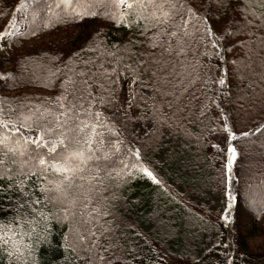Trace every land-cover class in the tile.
Segmentation results:
<instances>
[{"label":"snow or ice","instance_id":"1","mask_svg":"<svg viewBox=\"0 0 264 264\" xmlns=\"http://www.w3.org/2000/svg\"><path fill=\"white\" fill-rule=\"evenodd\" d=\"M54 7L59 11L47 5L57 26L99 24L76 47L65 36L62 55L38 65L47 72L40 81L46 94L0 100V247L9 264H39L37 246H51L53 224L66 229L57 245L69 257L63 264L71 257L126 264L118 242L123 220L116 216L121 186L133 169L161 184L142 149L181 121L223 135V148L211 146L225 156V203L217 218L229 221L238 200L231 188L241 154L235 142L264 138V112L254 117L245 108L251 122L237 127L240 112L225 107L226 100H247L232 98L229 66L242 80L246 59L264 50V0H55ZM14 23L6 20L0 41L13 35ZM104 28L122 34L108 42ZM129 156L134 162L125 163ZM197 255L189 264L208 259Z\"/></svg>","mask_w":264,"mask_h":264},{"label":"trees","instance_id":"2","mask_svg":"<svg viewBox=\"0 0 264 264\" xmlns=\"http://www.w3.org/2000/svg\"><path fill=\"white\" fill-rule=\"evenodd\" d=\"M20 3L21 0H0V30H4L6 20L16 21ZM24 4L25 29L12 32L13 35L0 41V76L8 73L12 76V79H0V100L22 95L35 98L37 95L46 94L48 90L40 81L47 72L38 65H47V58L53 54L62 55L59 49L66 50L65 36H71L75 41L72 46L76 47L82 44L87 34L99 24L98 20H88L79 24L70 22L68 25L60 22L57 26L55 17L47 8V5H53V11L58 12L59 9L54 7L55 0H24ZM50 19L51 26L44 28L43 24L48 23ZM8 27L11 28L12 25ZM33 32L36 33L35 36ZM103 32L106 33L108 42L118 40L121 36L118 34H122L115 28H104ZM251 55L253 60L249 61V64L246 62L250 67H241V72L248 71L252 77L257 72L261 78L257 92L249 85L242 89L239 83L238 92L230 80L228 87L231 88L234 99L238 95L247 97L246 101H237L236 107L251 103V107L255 106L256 109L252 111V116L255 117L264 112V56L259 52H253ZM28 61L32 63H27ZM230 76L232 74L229 79ZM226 105L229 107L230 104ZM180 125L163 129L161 135L148 142L150 147L142 149L147 166L154 170L161 184H154L137 169H133L127 184L121 186L124 199L117 205L116 216L123 220L118 230V242L122 249L120 254L126 257V264H171L165 250L172 253H175V250H188L190 253L208 257L205 263H209L215 256L213 264L217 261L222 264L228 255L229 247L223 242L228 227L224 224L220 225V234L207 244L201 242V238L198 240L197 233L191 234L195 235V244L192 245L187 239L191 223H196L194 226L199 229L208 225L206 219L205 223L202 222L203 215L200 212L193 211L191 204L202 205L207 209L216 205L217 198L220 199V208L225 203L221 192L225 156L211 146L215 144L214 133L209 134L203 130L202 125L195 123L181 121ZM184 129L191 135L186 134ZM197 137H200L199 141ZM253 141H237L241 154L236 172L233 165L231 184L233 195L238 197V200L233 202L234 209L229 217L231 229L238 232L237 243H232L235 247L233 252L240 250L245 264L250 260H246L250 252L248 239L251 240L258 232H263L260 224L264 219V138H253ZM136 146L139 147V143ZM250 150L257 156L254 168L250 161L252 156L248 154ZM129 161L134 162V158L126 157L125 163ZM128 225L134 226V232ZM62 231L66 232V229L53 224L51 246H37L36 259L39 264H63V259L69 258L66 254L62 257L61 249L57 246ZM135 233L141 235L137 237ZM209 248H215L211 255L206 250ZM128 253L131 255H127ZM262 254L253 257L250 262L264 264V252ZM161 257L165 259L161 261ZM70 259L72 264H79L74 257ZM0 264H9L2 247Z\"/></svg>","mask_w":264,"mask_h":264},{"label":"rangeland","instance_id":"3","mask_svg":"<svg viewBox=\"0 0 264 264\" xmlns=\"http://www.w3.org/2000/svg\"><path fill=\"white\" fill-rule=\"evenodd\" d=\"M24 11H25L24 8H19V12H18L19 14L16 18V21H15L14 25H12V27L10 28L12 32H14V33L15 32H21L25 29L26 22L23 19L24 13H25ZM118 35H121V34L119 33ZM258 52H259V54L263 53V56H264V50H260ZM251 56L252 55L250 54V58H248L246 60V62H248V64H249V61L253 60V57L251 58ZM229 75H231V66H229ZM243 75H244V78L242 80L238 79L237 77L230 76L229 80L233 83V87L236 89L238 87V83H239V85L243 89L246 85L251 84V86L253 87V90H255L257 92V89L260 86V85L258 86L259 81H261V78L259 77V75H257V72H255L253 74V77L250 76L248 71H244ZM232 98L234 99L235 96H232ZM226 103L230 104L229 107H227ZM225 106H226V108H228V110H234L235 109V110L240 112V116L236 120V126L237 127H243L245 122H249L247 117L245 116V111H244L245 108H253V111L256 110V109H254L255 106L251 107V103L246 104V105L243 104V107H236V103L234 104L228 100L225 101ZM213 141H215V144H219L221 148H223L225 146L224 142H223V135L221 133H214L213 134ZM237 141L235 142L236 144H237ZM237 146H238V144H237ZM239 148L240 147H238V151H240ZM248 154H250V156H252L250 161L252 162V166L254 168L255 167L254 164H255V160L257 159V156H256L255 152H253V150H250L248 152ZM238 160H239V156L234 163L235 172L237 171V168H238V166H237L238 162H239ZM216 200H217L216 205L210 206L207 209H204V207H202V205L199 206L198 204L197 205L191 204L193 211L194 212H200L201 215H203L201 218L202 222L205 223L204 219H206L207 220L206 223L208 225H206L207 227L203 226L202 229H199V228L194 226V224H196V223H194V224L191 223L190 232L187 233V235L189 236L187 239L192 245L195 244L194 243V241H195L194 236L195 235L191 236V234L197 233L198 240L201 238L200 241L204 242V244L205 243L207 244L209 241L216 238V236L218 234H220V229H221L220 225L224 224L225 226L228 227L227 235L223 239V242H226L228 247H229L227 249V251H228L227 258L232 261V264H245V260H243L244 256H242L240 254L241 251L236 249V251L233 252V249L235 247L232 246V243L233 244L237 243V241H238L237 233L238 232L231 229V227H230L231 219H229V221H224V220L217 218L218 215L220 214V211H221V208H220L221 204L219 205L220 199L217 198ZM206 207H207V205H206ZM262 216L264 217V214ZM260 227L262 228L263 232H260V233L258 232V235H255L254 237H252L251 240L248 239V244H249L248 250L250 251L246 256V260L250 259V260H248V264H252V262H250V261L253 257L263 255L262 252H264V219L261 221ZM229 234H232V236L228 237ZM221 238L222 237L220 236V239ZM240 239H241V237H240ZM234 242H236V243H234ZM186 243L188 244V242H186ZM165 254H166L168 261L171 264H189L190 259H197V257H198L194 252L190 253V252H188V250H184L182 252L175 250V253L166 251ZM215 258L216 257L214 256L212 258V260L209 261V263L204 262V264H213V260ZM215 264H219V262L217 261V262H215Z\"/></svg>","mask_w":264,"mask_h":264}]
</instances>
